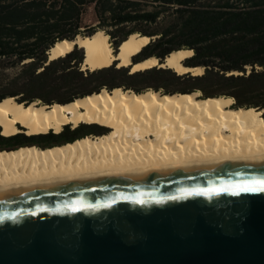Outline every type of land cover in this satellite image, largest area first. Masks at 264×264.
Segmentation results:
<instances>
[{"label":"water","instance_id":"obj_1","mask_svg":"<svg viewBox=\"0 0 264 264\" xmlns=\"http://www.w3.org/2000/svg\"><path fill=\"white\" fill-rule=\"evenodd\" d=\"M262 180L234 158L0 190V264H264V191L230 187Z\"/></svg>","mask_w":264,"mask_h":264},{"label":"trees","instance_id":"obj_2","mask_svg":"<svg viewBox=\"0 0 264 264\" xmlns=\"http://www.w3.org/2000/svg\"><path fill=\"white\" fill-rule=\"evenodd\" d=\"M90 7L94 22L86 24L84 15ZM98 31L109 37L114 52L130 35L149 38L132 56L133 63L186 50L192 55L182 64L200 67L203 73L177 75L154 66L130 74L128 67L118 68L116 62L83 72L84 53L76 48L48 60L47 51L56 42ZM115 88L135 94L199 91L201 98H233V109L264 110V0H0V102L15 98L25 104L65 105ZM82 127L86 125H66L59 134L37 135L78 136L37 147L89 136L77 134Z\"/></svg>","mask_w":264,"mask_h":264},{"label":"bare ground","instance_id":"obj_3","mask_svg":"<svg viewBox=\"0 0 264 264\" xmlns=\"http://www.w3.org/2000/svg\"><path fill=\"white\" fill-rule=\"evenodd\" d=\"M149 42L147 37L130 35L115 54L109 37L98 31L77 36L73 42H56L49 55L51 60L61 58L76 48L85 53L82 70L92 72L116 62L118 68L128 67L133 74L160 66L153 58L131 64L132 56ZM191 54L173 52L161 66L185 74L188 70L180 62ZM202 73L200 67L190 72L192 76ZM232 105L231 98H201L199 92L135 94L121 88L101 90L65 105L25 104L6 98L0 102V135L4 137L20 134V126L27 136L59 134L66 125L76 128L80 124H98L109 132L46 149L0 152V190L101 171L136 176L190 163L264 158V110L233 109Z\"/></svg>","mask_w":264,"mask_h":264},{"label":"flooded vegetation","instance_id":"obj_4","mask_svg":"<svg viewBox=\"0 0 264 264\" xmlns=\"http://www.w3.org/2000/svg\"><path fill=\"white\" fill-rule=\"evenodd\" d=\"M85 125L86 127H82L77 134L89 133V136L98 137V136H103L104 134H107L109 132L108 128L99 126L98 124H85ZM20 134L25 135L22 128H20ZM10 137L13 138L0 136V152L11 153L16 150H21L25 148H39L37 147V145L41 146L51 143H58L61 141H65L71 137H78V136H61L60 138H54L52 136H10ZM3 138H8V139H3ZM32 145H36V146H32Z\"/></svg>","mask_w":264,"mask_h":264},{"label":"snow or ice","instance_id":"obj_5","mask_svg":"<svg viewBox=\"0 0 264 264\" xmlns=\"http://www.w3.org/2000/svg\"><path fill=\"white\" fill-rule=\"evenodd\" d=\"M252 185L256 186V189H258L259 191H264V180L262 181H253V182H248L242 185H233L230 186L234 189H236V191H233L232 194H238L239 191H251V190H255ZM221 190H227V189H215V188H210L208 189L209 192H219ZM200 194V193H198ZM74 211L76 209H73Z\"/></svg>","mask_w":264,"mask_h":264},{"label":"rangeland","instance_id":"obj_6","mask_svg":"<svg viewBox=\"0 0 264 264\" xmlns=\"http://www.w3.org/2000/svg\"><path fill=\"white\" fill-rule=\"evenodd\" d=\"M94 22V13H93V9H92V7H90L89 9H88V11L86 12V14L84 15V23H86V24H91V23H93ZM110 41V40H109ZM114 50V49H113ZM80 70L81 71H83L82 70V66H80ZM86 71V70H85ZM147 90H152V89H147ZM153 91V90H152ZM159 93H161L162 94V90H160V91H158ZM199 92V91H198ZM199 94H200V97L202 96V94H201V92H199ZM232 100H233V104H234V99L233 98H231ZM36 103H38V104H40V105H43L40 101H37ZM20 128H22L21 126H20ZM22 129H24V128H22ZM53 133V132H52ZM54 134V133H53ZM27 136V135H26ZM92 137H95V136H92Z\"/></svg>","mask_w":264,"mask_h":264},{"label":"built area","instance_id":"obj_7","mask_svg":"<svg viewBox=\"0 0 264 264\" xmlns=\"http://www.w3.org/2000/svg\"><path fill=\"white\" fill-rule=\"evenodd\" d=\"M83 72H85V70H83Z\"/></svg>","mask_w":264,"mask_h":264}]
</instances>
